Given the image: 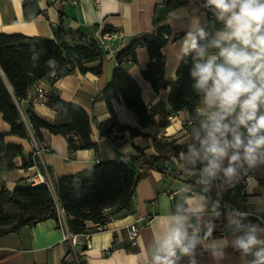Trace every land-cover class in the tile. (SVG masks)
Wrapping results in <instances>:
<instances>
[{
  "label": "crops",
  "instance_id": "obj_1",
  "mask_svg": "<svg viewBox=\"0 0 264 264\" xmlns=\"http://www.w3.org/2000/svg\"><path fill=\"white\" fill-rule=\"evenodd\" d=\"M72 1L0 0V33L58 39L71 43L69 31H78L99 40L105 27L113 28L116 37L108 41L109 51L102 61L87 63V72L80 73L75 69L62 78L55 79L51 74L36 81L46 93L57 95L61 100L78 105L86 111L90 118V138L97 149L70 152L64 137L42 130L41 146L45 151L35 154L32 134L28 139L6 135V142L21 145L22 156L16 158L17 168L0 172V188L3 184L7 190L12 191L29 185L36 173L43 176L53 187L57 178L87 170L101 161H124L136 171L137 167L131 158L136 155L138 148L147 156H158L150 138L127 139L116 150L107 140L100 137L97 123L108 119L109 112L104 101L94 98L110 81L116 66L115 56L130 44L135 35L160 27L169 29V41L162 49L165 62L164 79L168 84L174 82L180 61L175 41L184 35L187 21L169 24L168 14L183 9L191 12L193 7H199L203 0H197L195 5L191 0H74L75 4ZM198 14L202 23L212 30L221 27L214 17L202 8ZM135 59V62L126 64L125 68L139 84L142 100L153 113L158 130L157 138L161 139L162 143H171L173 146L185 145L192 126L188 110L171 113L168 103L169 87L155 92L142 78V72L149 59L146 47L136 48ZM98 65H101L100 75L91 70ZM0 72L1 79L11 91L1 69ZM15 104L25 120L26 113L31 111L50 123L57 121V114L52 109L35 101L31 88L28 89L26 98L15 100ZM112 105L121 125L139 128L137 118L125 108L120 96L118 101H112ZM9 129L0 113V131L8 134ZM143 132L147 133L146 130ZM179 153L164 150V157L156 162L157 169L149 170L146 177L137 183L132 212L112 217L101 229H97L93 223L86 224V233L89 235L87 243L83 244L86 248L82 249L83 245L77 247V255L82 264H143L146 247L157 228L158 217L173 201L169 199L168 193L184 182H192L173 159L174 156L178 159ZM30 155L33 164L22 168L21 163L29 162ZM250 174L255 175L259 182L256 190L252 193L245 191V194L240 196L239 191L243 187L241 181L235 188L224 191L222 198L235 202L242 209L251 205L258 214L264 216V211H258L256 206L250 203L253 197H264V166ZM211 192L215 193L216 189L213 188ZM248 219L264 227L257 219ZM133 222L138 224L139 229L135 242L131 243L127 239L125 227ZM226 223L223 215L215 221L213 237L229 236ZM1 230L0 227V264H73L74 253L68 241L64 240L68 229L60 226L54 219L38 222L31 227H22L17 232L1 233ZM225 251L226 257L220 264H245L238 251L231 247ZM196 260L198 264H216L211 255L201 247L197 248ZM180 264H188V258L184 257Z\"/></svg>",
  "mask_w": 264,
  "mask_h": 264
},
{
  "label": "clouds",
  "instance_id": "obj_2",
  "mask_svg": "<svg viewBox=\"0 0 264 264\" xmlns=\"http://www.w3.org/2000/svg\"><path fill=\"white\" fill-rule=\"evenodd\" d=\"M201 8L221 27L209 30L198 14ZM185 20L184 35L175 44L180 62L191 57V88L199 105L190 113L185 149L173 159L192 182L176 188L158 217L143 264H180L184 257L198 264V247L216 264L229 247L245 264H264V227L248 219L251 211L225 203L222 212L221 206L223 192L241 181L248 193L256 190L259 182L250 173L264 166V0H203L191 12H169L167 22ZM37 59L32 56L33 67ZM46 64L54 68L57 62L50 58ZM250 203L264 211V197ZM222 215L231 239L213 237Z\"/></svg>",
  "mask_w": 264,
  "mask_h": 264
},
{
  "label": "trees",
  "instance_id": "obj_3",
  "mask_svg": "<svg viewBox=\"0 0 264 264\" xmlns=\"http://www.w3.org/2000/svg\"><path fill=\"white\" fill-rule=\"evenodd\" d=\"M209 30L212 29L209 27ZM105 32H113V28L105 27L102 33ZM69 35L72 37L71 43L0 33V69L11 87L9 92L0 77V113L10 128L8 134L0 131V172L17 168L16 158L22 156L21 145L6 142V135L28 139L32 134L34 140L41 144V131L45 130L49 134L64 137L70 152L97 149L90 138V118L80 106L65 102L57 95L48 94L45 105L57 114V121L50 123L31 111L26 113L24 120L15 104V100L26 98L28 89L38 80L51 74L55 79L62 78L75 69L85 73L89 70L85 67L87 63L102 61L106 51L100 47L98 40L78 31H69ZM74 35H77V39L73 38ZM168 41L167 27L135 35L130 44L115 56L116 66L111 79L94 98L104 101L109 112L108 119L97 123L100 137L116 150L127 139L150 138L158 156H147L138 148L136 155L131 158L137 167L136 171L124 161H101L87 170L57 178L53 190L46 184H38L20 186L9 191L2 184L1 233L17 232L22 227H31L47 219H54L59 224L57 206L63 210L70 234L86 232L87 223L103 227L112 217L133 211L135 187L149 170L157 169L156 162L164 157L163 151L179 153L185 149L184 145L173 146L171 143H162L157 138L158 130L153 113L142 100L139 84L125 68L126 64L135 62L136 48L146 47L149 59L142 78L150 84L152 90L158 92L169 87L168 103L171 113L176 114L185 109L190 114L199 105V98L191 88V57L186 58V62L179 61L174 82L168 84L164 79L162 49ZM33 55L38 56L36 67H33ZM50 58H55L57 62L54 68L46 64ZM91 70L100 75L101 65ZM118 96L125 108L137 118L139 128L119 123L112 105L113 100L118 101ZM32 164L33 158L30 155L29 162L23 161L21 167L27 168ZM105 209L109 211L105 212Z\"/></svg>",
  "mask_w": 264,
  "mask_h": 264
},
{
  "label": "built area",
  "instance_id": "obj_4",
  "mask_svg": "<svg viewBox=\"0 0 264 264\" xmlns=\"http://www.w3.org/2000/svg\"><path fill=\"white\" fill-rule=\"evenodd\" d=\"M73 4H75L76 2L73 0L72 1ZM203 9V8H202ZM207 14L212 15L211 12L207 11L206 9H203ZM116 37V34L114 32H105L102 34V36L100 37V39L98 40L100 47L104 50V51H109L108 48V41L114 39ZM31 90H32V95L35 99L36 102L38 103H43L45 104V102L48 101V93H46V91H44V89L42 87H40L39 85H37L36 83H34L31 86ZM24 120L25 118L22 117ZM32 146L34 148V153L35 154H39L43 151H45V149L41 146L40 143H38L37 141L34 140V138H32ZM243 183V187L241 188V190L239 191V195L243 196L245 194V184ZM38 184H46L48 187L53 188L52 185L46 181V179L41 176L39 173H36L34 175V177L31 179L29 185H38ZM176 190V189H175ZM175 190L170 191L168 193L169 199L173 200V196L175 194ZM210 195L212 196L213 199L216 198V192H211ZM228 203L230 205H232L233 207L241 210V211H251L252 215L249 216L250 218H255L257 219L261 224H264V216H261L260 214H258L255 209L251 206V205H247L245 208H239L238 205L228 199H223L221 198V206H222V212H223V204ZM109 209H105V212H108ZM57 215H58V220H59V225L62 227H65L67 229L65 220H64V213L63 210L60 209L57 206ZM102 226H97V229H101ZM126 232H127V239L131 242L134 243L135 239L137 237L138 234V224L136 222L130 223L128 225H126L125 227ZM89 235L86 232H82L80 234H70L67 232V234L64 236V240L68 241L71 251L74 253V260H73V264H82V261L80 260V258L77 255V247L83 244L87 243Z\"/></svg>",
  "mask_w": 264,
  "mask_h": 264
},
{
  "label": "water",
  "instance_id": "obj_5",
  "mask_svg": "<svg viewBox=\"0 0 264 264\" xmlns=\"http://www.w3.org/2000/svg\"><path fill=\"white\" fill-rule=\"evenodd\" d=\"M4 84H5V83H4ZM6 87H7L8 91L11 92V91H10V88H9L7 85H6ZM85 248H86V245H83V246H82V249H85Z\"/></svg>",
  "mask_w": 264,
  "mask_h": 264
},
{
  "label": "rangeland",
  "instance_id": "obj_6",
  "mask_svg": "<svg viewBox=\"0 0 264 264\" xmlns=\"http://www.w3.org/2000/svg\"><path fill=\"white\" fill-rule=\"evenodd\" d=\"M73 38H74V39H77V35H76V36L74 35ZM50 189L53 190V188H50Z\"/></svg>",
  "mask_w": 264,
  "mask_h": 264
},
{
  "label": "bare ground",
  "instance_id": "obj_7",
  "mask_svg": "<svg viewBox=\"0 0 264 264\" xmlns=\"http://www.w3.org/2000/svg\"><path fill=\"white\" fill-rule=\"evenodd\" d=\"M0 74H2V73L0 72Z\"/></svg>",
  "mask_w": 264,
  "mask_h": 264
}]
</instances>
